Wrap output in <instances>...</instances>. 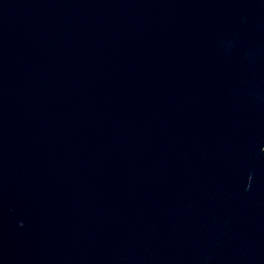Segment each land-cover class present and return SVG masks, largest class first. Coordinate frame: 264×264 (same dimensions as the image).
Masks as SVG:
<instances>
[{
	"label": "water",
	"instance_id": "obj_1",
	"mask_svg": "<svg viewBox=\"0 0 264 264\" xmlns=\"http://www.w3.org/2000/svg\"><path fill=\"white\" fill-rule=\"evenodd\" d=\"M0 264H264V0H0Z\"/></svg>",
	"mask_w": 264,
	"mask_h": 264
}]
</instances>
